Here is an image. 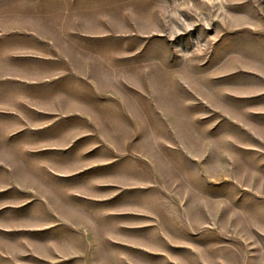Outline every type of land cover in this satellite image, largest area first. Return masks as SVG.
Here are the masks:
<instances>
[{
  "label": "rangeland",
  "instance_id": "rangeland-1",
  "mask_svg": "<svg viewBox=\"0 0 264 264\" xmlns=\"http://www.w3.org/2000/svg\"><path fill=\"white\" fill-rule=\"evenodd\" d=\"M0 264H264V0H0Z\"/></svg>",
  "mask_w": 264,
  "mask_h": 264
}]
</instances>
